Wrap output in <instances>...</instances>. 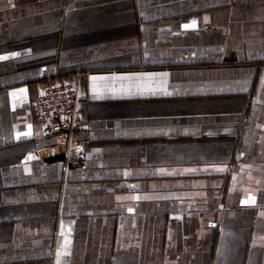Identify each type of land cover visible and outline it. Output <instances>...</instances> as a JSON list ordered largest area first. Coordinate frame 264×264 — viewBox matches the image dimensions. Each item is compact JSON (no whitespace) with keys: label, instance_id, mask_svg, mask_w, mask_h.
<instances>
[{"label":"crops","instance_id":"0c3cea01","mask_svg":"<svg viewBox=\"0 0 264 264\" xmlns=\"http://www.w3.org/2000/svg\"><path fill=\"white\" fill-rule=\"evenodd\" d=\"M0 57V264H264V0H0Z\"/></svg>","mask_w":264,"mask_h":264},{"label":"built area","instance_id":"2783aa9c","mask_svg":"<svg viewBox=\"0 0 264 264\" xmlns=\"http://www.w3.org/2000/svg\"><path fill=\"white\" fill-rule=\"evenodd\" d=\"M39 121L44 126L47 137L53 144L30 154L41 156L65 155L82 148L79 136L89 128L82 118L81 75L77 73L71 81H58L56 76L45 77L42 93L35 103Z\"/></svg>","mask_w":264,"mask_h":264},{"label":"snow or ice","instance_id":"6c2138e0","mask_svg":"<svg viewBox=\"0 0 264 264\" xmlns=\"http://www.w3.org/2000/svg\"><path fill=\"white\" fill-rule=\"evenodd\" d=\"M195 24H196V21H195V20L192 21V25H195ZM184 27L187 28L188 25H184ZM0 58H2V57H0ZM165 75H166V74H165ZM92 79L95 81V80H97V79H99V78H97V77H93ZM146 87H148V86L146 85ZM93 91H94V92L96 91L95 86H94V88H93ZM221 170H222V169H221ZM136 199H139V197H136ZM251 202L254 203V201H251ZM129 211L131 212L132 209L130 208ZM62 234H63V233H62ZM62 254H67V247H66V246H65V249H64L63 253H61L60 251H58V253H57L58 264H59V257H60Z\"/></svg>","mask_w":264,"mask_h":264},{"label":"trees","instance_id":"16d2710c","mask_svg":"<svg viewBox=\"0 0 264 264\" xmlns=\"http://www.w3.org/2000/svg\"><path fill=\"white\" fill-rule=\"evenodd\" d=\"M73 79V75H70L66 78V80L71 81ZM86 95V91H85V81L83 79V77L81 78V97L84 98Z\"/></svg>","mask_w":264,"mask_h":264}]
</instances>
